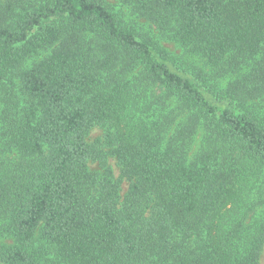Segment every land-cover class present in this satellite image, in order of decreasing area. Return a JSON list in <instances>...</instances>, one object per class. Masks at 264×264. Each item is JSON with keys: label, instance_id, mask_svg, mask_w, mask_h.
Instances as JSON below:
<instances>
[{"label": "trees", "instance_id": "16d2710c", "mask_svg": "<svg viewBox=\"0 0 264 264\" xmlns=\"http://www.w3.org/2000/svg\"><path fill=\"white\" fill-rule=\"evenodd\" d=\"M117 1L186 56L106 0L0 1V89L18 77L26 101L0 264H260L264 0Z\"/></svg>", "mask_w": 264, "mask_h": 264}, {"label": "rangeland", "instance_id": "374dc122", "mask_svg": "<svg viewBox=\"0 0 264 264\" xmlns=\"http://www.w3.org/2000/svg\"><path fill=\"white\" fill-rule=\"evenodd\" d=\"M0 1L4 3L5 0ZM106 1L109 2L113 9L117 11L122 17H124L127 22L134 25L142 34L158 38L157 40H160L163 45L175 55L181 57L186 56V52L183 49L179 48L174 42L160 38V36H158V30L153 25H151V23L147 22L143 18H138L130 11L128 7L122 5L117 0ZM52 48L53 46L39 48L36 52L32 53L24 60L19 69L24 70L32 67L42 58L50 54ZM187 58L188 61H192L197 67H203L202 62L198 59V57L187 56ZM13 80L14 84H8L7 87L0 89V156H2L3 159L15 157V151H12L9 147H7L6 138L12 119H14V116H16L18 112L22 110L24 106H26V101L19 90L18 77L13 78ZM103 131L104 129L100 126L94 127L90 132L88 139L94 140L95 138L102 136ZM109 164L112 167L114 174L118 176L120 167L117 162V158L115 156H111L109 158ZM90 166L92 169H99L98 163L92 162ZM128 185V182H124L122 184V193L127 190ZM0 238H2V236H0ZM6 242L11 243L12 239H9ZM260 264H264V249L260 257Z\"/></svg>", "mask_w": 264, "mask_h": 264}]
</instances>
